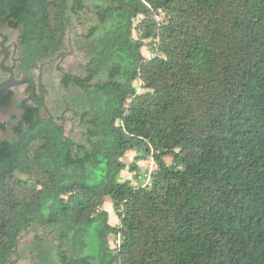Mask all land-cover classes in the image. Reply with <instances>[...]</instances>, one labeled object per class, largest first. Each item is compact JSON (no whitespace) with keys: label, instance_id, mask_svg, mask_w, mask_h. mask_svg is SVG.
I'll list each match as a JSON object with an SVG mask.
<instances>
[{"label":"trees","instance_id":"16d2710c","mask_svg":"<svg viewBox=\"0 0 264 264\" xmlns=\"http://www.w3.org/2000/svg\"><path fill=\"white\" fill-rule=\"evenodd\" d=\"M89 11L84 72L61 74L81 102L50 112L40 72L44 102L40 79L36 99L26 83L0 140V264L28 230L36 264H264V0H0V28L19 31L15 76L59 63ZM130 151L136 178L141 160L159 169L123 179Z\"/></svg>","mask_w":264,"mask_h":264},{"label":"rangeland","instance_id":"374dc122","mask_svg":"<svg viewBox=\"0 0 264 264\" xmlns=\"http://www.w3.org/2000/svg\"><path fill=\"white\" fill-rule=\"evenodd\" d=\"M85 19H87L86 24H82L80 22H74L72 28L68 32L67 37V56H64L63 59L59 61L56 65L47 66V68L42 72L40 69L35 71L34 77L38 84V80L40 79V72L42 74L43 84L48 90L46 94V102L47 108L50 112L60 115L64 108H66L65 100H69L74 102L75 104L80 103V98L83 96V92L79 86L71 85L69 87H64L62 85V72H71L72 74L80 75L84 72L83 64L87 62V54L84 50H82L77 41L80 39L83 40V37L89 33L90 27L96 23L95 15L89 11L84 13ZM19 39V31L16 29H12L8 26H4L0 28V81L8 78L10 76L9 71L1 67V63L6 58V50L9 51L10 57L5 60V64L8 67H11L18 57L17 53V42ZM150 49L148 47L143 48V53L148 55ZM70 52V53H69ZM62 68V70L58 67ZM18 78H22V75ZM16 95L14 98V103L12 107L6 110L0 109V122H4L8 124V128L3 130L0 128V140L5 137H11L14 135V127L16 121L15 116H19L20 110L18 108L21 100L28 96V85L22 84L15 86ZM82 107L78 108L81 111ZM67 120L66 124V133L68 135H73L78 139H81V128L79 126V121L77 116L73 115L72 111L67 112ZM135 152L130 151L127 156L124 158L127 163V168L122 171L121 175L123 179H130L132 182L135 181H144L149 167L153 165L154 170L157 171L159 168L157 164L152 161V159H147L148 161L143 160L140 165L139 172L141 176L139 178L135 177V174L131 171L130 165L134 161ZM151 158V157H150ZM166 161L172 162L171 156L165 157ZM145 163V164H144ZM150 164V166H149ZM136 183V182H135ZM105 209L110 211V222L113 224L118 223L119 216L114 211V206L112 200H108L105 203ZM39 231L43 230L39 228ZM35 239V232L33 230H28L23 233L17 255H14L12 258L15 260L13 264H36L37 257L31 252L32 244ZM120 240V237L117 235L111 236V245L115 247L117 241Z\"/></svg>","mask_w":264,"mask_h":264},{"label":"water","instance_id":"95a60500","mask_svg":"<svg viewBox=\"0 0 264 264\" xmlns=\"http://www.w3.org/2000/svg\"><path fill=\"white\" fill-rule=\"evenodd\" d=\"M64 56H67L68 54L67 53H63ZM60 58V55H58L56 57V59H59ZM51 61H48L47 63H45L44 65H47L49 64ZM43 69V66L40 67V70ZM7 71H9L11 73L10 75V78L5 81L4 83H2L0 85V93L5 90L6 88H9V87H14V86H18V85H22V84H26V83H30L31 84V93H32V97L33 99H36V87H37V84H36V81L32 78V77H29V76H25V77H22V78H17L15 76V72H14V67H7L6 68ZM39 84L41 86V89H42V96H43V99L41 101H38L39 103H43L44 102V98H45V93H44V90H43V84H42V80L40 79L39 80Z\"/></svg>","mask_w":264,"mask_h":264},{"label":"flooded vegetation","instance_id":"af4514ba","mask_svg":"<svg viewBox=\"0 0 264 264\" xmlns=\"http://www.w3.org/2000/svg\"><path fill=\"white\" fill-rule=\"evenodd\" d=\"M9 57H10V53L8 52V53L6 54V58H5V60L9 59ZM5 60H3L2 63H1V65H2V67H3L4 69H6V68L8 67V66L5 65Z\"/></svg>","mask_w":264,"mask_h":264},{"label":"built area","instance_id":"2783aa9c","mask_svg":"<svg viewBox=\"0 0 264 264\" xmlns=\"http://www.w3.org/2000/svg\"><path fill=\"white\" fill-rule=\"evenodd\" d=\"M152 167H153V166H151V170L153 169ZM150 174H151V173H149V175H150ZM148 177H149V176H148ZM149 179H151V176H150ZM149 179H147V180L145 181V183H148Z\"/></svg>","mask_w":264,"mask_h":264},{"label":"crops","instance_id":"0c3cea01","mask_svg":"<svg viewBox=\"0 0 264 264\" xmlns=\"http://www.w3.org/2000/svg\"><path fill=\"white\" fill-rule=\"evenodd\" d=\"M142 161H143V160L139 161V162H138V164H140V165H141V162H142ZM145 161H148V160H145ZM144 164H145V163H144ZM118 222H119V221H118Z\"/></svg>","mask_w":264,"mask_h":264},{"label":"clouds","instance_id":"9594fccd","mask_svg":"<svg viewBox=\"0 0 264 264\" xmlns=\"http://www.w3.org/2000/svg\"><path fill=\"white\" fill-rule=\"evenodd\" d=\"M135 182L138 183V182H140V181H135ZM135 182H134V183H135Z\"/></svg>","mask_w":264,"mask_h":264}]
</instances>
